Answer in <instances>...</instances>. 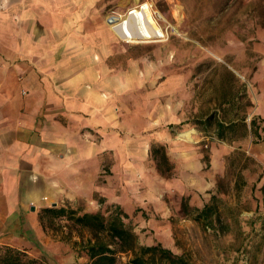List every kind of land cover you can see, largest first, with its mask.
<instances>
[{
  "label": "rangeland",
  "instance_id": "obj_1",
  "mask_svg": "<svg viewBox=\"0 0 264 264\" xmlns=\"http://www.w3.org/2000/svg\"><path fill=\"white\" fill-rule=\"evenodd\" d=\"M93 1L94 13L79 21H94L87 31L96 35V53L103 49L99 24L111 31L106 66L121 85L107 95L110 125L90 133L94 168L71 174L80 188L48 197V207L120 215L137 249L171 252L173 258L158 253L151 264H264V163L244 148L248 113L264 87V0ZM7 2L0 0L5 41ZM144 3L156 13L160 35L132 43L118 37L107 19ZM6 54L1 46V67ZM153 147H163L167 158L160 169ZM40 217L29 247L0 248L44 264H89L87 229L41 210ZM133 256L117 252V264Z\"/></svg>",
  "mask_w": 264,
  "mask_h": 264
},
{
  "label": "crops",
  "instance_id": "obj_2",
  "mask_svg": "<svg viewBox=\"0 0 264 264\" xmlns=\"http://www.w3.org/2000/svg\"><path fill=\"white\" fill-rule=\"evenodd\" d=\"M93 4L7 2L10 37L0 39L8 59L0 66V244L29 247L41 231L40 210L48 207L44 197L53 200L69 187L80 188L70 175L95 166L90 133L110 125L107 95L121 84L106 66L111 31L99 24L103 49L96 53V35L87 31L94 21H79L94 13ZM257 96L244 148L264 163V87Z\"/></svg>",
  "mask_w": 264,
  "mask_h": 264
},
{
  "label": "trees",
  "instance_id": "obj_3",
  "mask_svg": "<svg viewBox=\"0 0 264 264\" xmlns=\"http://www.w3.org/2000/svg\"><path fill=\"white\" fill-rule=\"evenodd\" d=\"M151 154L154 157L159 155L161 163H157V168L160 169L163 164H167L163 147H153ZM166 169L169 170V165H166ZM207 210L208 207L204 206L199 211V215H205ZM41 212L52 218L65 217L71 219L78 226L90 232L91 238L85 247L89 264H117V252L128 251L133 252L134 256L123 264H151L153 257L158 253L165 258H173L171 252L160 245L139 247L137 249L134 233L124 225L122 217L118 214L110 216L108 219L99 213L75 215L74 211L67 210L64 207H46L42 208ZM0 264L44 263L36 259L25 258L21 252L11 247H4L0 248Z\"/></svg>",
  "mask_w": 264,
  "mask_h": 264
},
{
  "label": "bare ground",
  "instance_id": "obj_4",
  "mask_svg": "<svg viewBox=\"0 0 264 264\" xmlns=\"http://www.w3.org/2000/svg\"><path fill=\"white\" fill-rule=\"evenodd\" d=\"M149 4L137 5L138 7L133 8L125 16L113 15L114 21L110 24L113 32L118 37L131 43L139 39L159 36L160 30L152 16V14L156 15V13L150 9Z\"/></svg>",
  "mask_w": 264,
  "mask_h": 264
},
{
  "label": "water",
  "instance_id": "obj_5",
  "mask_svg": "<svg viewBox=\"0 0 264 264\" xmlns=\"http://www.w3.org/2000/svg\"><path fill=\"white\" fill-rule=\"evenodd\" d=\"M113 21H114V19H113L112 16H110V17L107 19L108 24H111ZM52 207H55V204H53Z\"/></svg>",
  "mask_w": 264,
  "mask_h": 264
},
{
  "label": "built area",
  "instance_id": "obj_6",
  "mask_svg": "<svg viewBox=\"0 0 264 264\" xmlns=\"http://www.w3.org/2000/svg\"><path fill=\"white\" fill-rule=\"evenodd\" d=\"M229 2L237 1V0H227ZM44 200H47V197H44Z\"/></svg>",
  "mask_w": 264,
  "mask_h": 264
}]
</instances>
